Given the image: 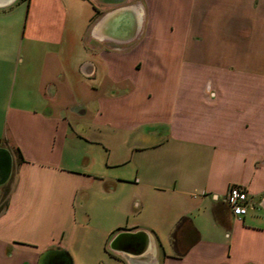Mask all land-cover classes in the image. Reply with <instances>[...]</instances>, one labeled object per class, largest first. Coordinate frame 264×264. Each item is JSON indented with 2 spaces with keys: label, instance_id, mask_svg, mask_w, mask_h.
Instances as JSON below:
<instances>
[{
  "label": "crops",
  "instance_id": "crops-1",
  "mask_svg": "<svg viewBox=\"0 0 264 264\" xmlns=\"http://www.w3.org/2000/svg\"><path fill=\"white\" fill-rule=\"evenodd\" d=\"M22 2L40 102L0 139V264H264V0Z\"/></svg>",
  "mask_w": 264,
  "mask_h": 264
},
{
  "label": "rangeland",
  "instance_id": "rangeland-1",
  "mask_svg": "<svg viewBox=\"0 0 264 264\" xmlns=\"http://www.w3.org/2000/svg\"><path fill=\"white\" fill-rule=\"evenodd\" d=\"M28 9V3H23L22 0L17 2L13 11L8 14L4 19L3 26H0V139L4 140L5 137V125L7 122V115L10 109L17 106L37 105L40 98L36 93V80L35 73L38 71L34 69L32 65V56L30 54L34 52L36 54L35 42H31L24 38V21L26 19ZM22 20V21H21ZM78 31L77 36L73 41L79 42V37L82 35V31ZM78 50L75 52V56L81 53L86 55L87 51L83 50V44L78 43ZM32 46L34 49L32 50ZM30 49L32 52H29ZM33 66V67H32ZM69 98L67 95L63 96L58 102L60 105H65ZM41 104V103H40ZM68 116L71 119L79 121H90L92 114L86 116H75L70 111ZM111 144V143H109ZM112 146V145H111ZM16 170L13 168L9 181L2 186V193L0 199V207L4 205L7 194V189L15 183ZM96 226L93 224L87 228L88 232H93V228ZM77 264L91 258L92 262L98 258L97 264H105L110 261L106 254L99 256H83L80 249L76 251ZM74 262V258L72 256Z\"/></svg>",
  "mask_w": 264,
  "mask_h": 264
},
{
  "label": "water",
  "instance_id": "water-1",
  "mask_svg": "<svg viewBox=\"0 0 264 264\" xmlns=\"http://www.w3.org/2000/svg\"><path fill=\"white\" fill-rule=\"evenodd\" d=\"M13 1L14 0H5L4 3L8 5ZM123 27L124 28H123L122 33L124 34L125 32V34H128L129 31H127V27H125V25ZM131 34L133 35L134 33H131ZM13 164H14V157L11 151L7 149L6 147L0 145V199H1V193H2L1 188L9 181L12 171H13ZM121 241L123 242L124 247H127V248H137L141 246L140 244H142L141 243L142 241L140 240V238H138L134 234L121 235L119 242ZM145 248H146V245L144 249Z\"/></svg>",
  "mask_w": 264,
  "mask_h": 264
},
{
  "label": "built area",
  "instance_id": "built-area-1",
  "mask_svg": "<svg viewBox=\"0 0 264 264\" xmlns=\"http://www.w3.org/2000/svg\"><path fill=\"white\" fill-rule=\"evenodd\" d=\"M247 191L240 186H230L225 196V202L231 212L236 216H244L247 214L248 206Z\"/></svg>",
  "mask_w": 264,
  "mask_h": 264
},
{
  "label": "trees",
  "instance_id": "trees-1",
  "mask_svg": "<svg viewBox=\"0 0 264 264\" xmlns=\"http://www.w3.org/2000/svg\"><path fill=\"white\" fill-rule=\"evenodd\" d=\"M0 143H1V141H0ZM18 156H19L20 159H22V156H21L20 153H18ZM1 190H2V188H1ZM64 254H65L66 258H67V263L68 264H73V260H72L71 255L67 251H64Z\"/></svg>",
  "mask_w": 264,
  "mask_h": 264
},
{
  "label": "flooded vegetation",
  "instance_id": "flooded-vegetation-1",
  "mask_svg": "<svg viewBox=\"0 0 264 264\" xmlns=\"http://www.w3.org/2000/svg\"><path fill=\"white\" fill-rule=\"evenodd\" d=\"M118 243H120V242H118Z\"/></svg>",
  "mask_w": 264,
  "mask_h": 264
}]
</instances>
